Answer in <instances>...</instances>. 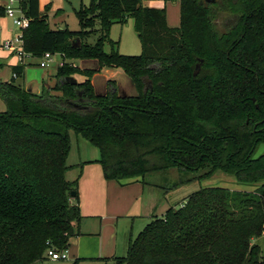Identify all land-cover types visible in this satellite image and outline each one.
Here are the masks:
<instances>
[{"label":"trees","instance_id":"obj_1","mask_svg":"<svg viewBox=\"0 0 264 264\" xmlns=\"http://www.w3.org/2000/svg\"><path fill=\"white\" fill-rule=\"evenodd\" d=\"M168 1L180 6L175 28L165 7L144 0H90L76 12L80 29L71 31L50 27L40 0H21L30 19L25 51L60 54L65 64L39 94L15 79L0 82V264L46 262L48 249L65 250L80 234L81 175L66 179L71 131L99 150L108 181L173 169L192 173L189 180L221 171L257 186L196 191L154 218L116 264H264L253 242L264 234V153L254 157L264 144V0ZM224 16L232 22L221 30ZM130 19L142 43L138 56L120 54L110 38L113 25ZM104 68L121 70L136 94L121 97L115 80L97 94L92 78ZM25 69L13 71L19 77ZM74 75L85 79L66 80Z\"/></svg>","mask_w":264,"mask_h":264},{"label":"rangeland","instance_id":"obj_2","mask_svg":"<svg viewBox=\"0 0 264 264\" xmlns=\"http://www.w3.org/2000/svg\"><path fill=\"white\" fill-rule=\"evenodd\" d=\"M0 3H2L1 0ZM89 4L90 0H40L41 12L47 17L50 27L56 28L54 21L60 13V16L65 20L62 24L63 28L71 31L80 29L76 12L82 6ZM144 4L155 8L165 7L168 26L173 28L179 26L180 6L178 3L171 1L165 3L164 0H144ZM231 22L230 17L224 16L219 19V22L217 21V24L221 29ZM0 25L3 28L2 36L6 34L9 37L20 32L15 27L13 20L6 15L0 18ZM110 38L114 42H118L117 47L120 54L127 56L142 54V43L135 31L133 20L130 19L123 25H113L110 30ZM96 40L97 36L94 35L89 39V42L95 43ZM110 50V45L106 44L105 51L110 52ZM5 55L6 53L0 47V56ZM60 59V55H57L54 58L55 63L58 64ZM11 60L15 61L14 58ZM68 63L82 68L79 60H72ZM51 70L55 71L57 67L51 68ZM46 71L40 67H29L19 83L27 89L30 87H35L34 90L40 88L41 92V81ZM113 71L115 72L113 69L104 68L96 74L92 84L97 92H102L106 79ZM116 71L123 73L121 70ZM122 75L129 81L124 73ZM73 78L79 81L85 79L81 75H74ZM29 84L30 86H28ZM118 92L121 94L120 91ZM132 93L136 94V91L134 90ZM1 105H3V101L0 99V108ZM70 136L71 149L66 161L69 167L66 179L72 182L81 175L79 179L81 214L83 216L80 224L81 234L79 235L81 243L76 244L70 239L68 244L70 259L67 261L48 260L36 264H72L77 258L82 257L85 260H81L78 264H116L114 258L127 256L130 241L135 240L154 218H162L171 207L179 208L196 191L202 188L221 187L232 191L254 192L257 188L255 185L240 184L233 176L226 175L221 171H217L208 178L189 180L193 176L192 173L172 169L148 173L144 178H139L131 187L120 189L121 195L116 193L109 195L102 186H99L96 193L92 194V183L96 174L101 175V171L103 173L102 166L98 162L100 152L82 135L71 131ZM263 153L264 144H261L254 157ZM253 242L261 247L264 255V234Z\"/></svg>","mask_w":264,"mask_h":264},{"label":"crops","instance_id":"obj_3","mask_svg":"<svg viewBox=\"0 0 264 264\" xmlns=\"http://www.w3.org/2000/svg\"><path fill=\"white\" fill-rule=\"evenodd\" d=\"M1 1H2V3H0V5H4L5 0H1ZM40 10H41V5H40ZM54 22H55L56 28H63L62 24L65 22V20H64V18H62L59 15V16L56 17ZM17 34L18 33L14 34L12 36L10 35L9 37L6 34L4 36H2L3 35V28L0 25V36H2V38H0V47L2 48V45H3L4 41L14 38ZM3 51L6 53V55L5 56H0V82H11L12 80H14V78H13V73H14L13 68L18 66L19 63H18L17 58L13 54H10L8 51H6L4 49H3ZM13 58L15 59V61L11 60ZM80 62H81V67L82 68L91 67L92 69H99V67H98V65H97V63L95 61H80ZM32 66L39 67V66L36 65L35 61H34V63H30V65L26 67L23 76H25L27 68L32 67ZM46 70L47 71H46L45 75H43L42 81H41L42 87L43 86L46 87L49 84H50V86H53L54 83H55L53 77H54V75L56 73V70L55 71L51 70V69H46ZM102 70H100V71H102ZM96 74L94 75V77L96 76ZM122 74L123 73H121L120 71H116V70H115V72L113 71L111 73V75L106 79L105 86H104V89L102 90V92H97L96 91L97 94L104 95L106 93V91H107V82L109 80H115L117 82V84H119L118 85L119 86L118 89H120L123 93H126L128 95H134L132 92L135 89L132 86V84L130 83V80L128 81V79L123 77ZM23 76H19L15 80H16V83L18 85H21L22 87L26 88L23 84L19 83V81L22 79ZM93 78H92V83H93ZM28 86H30V84ZM39 87H40V85H39ZM32 89H33V92L37 91L35 93H37V94L40 93V88L34 90L35 87H32ZM5 108H6V106L3 103V105H1L0 112L4 111ZM136 182H137V179H135V180H127V181H124V183H119V182H116V181H107V180L104 179L103 173L101 171V175L96 174V176L94 178V182L92 183V189H93L92 190V194L96 193V189L99 188V186L100 187L102 186V187H104L106 189L107 194H109V195H112V194H115V193L121 195L122 193H119L120 189L131 187ZM79 197H80V190H79ZM80 207H81V203H80ZM80 229L81 228H79V230ZM80 234H81V230H80ZM79 235H76V236H74L72 238V241H74L76 244L77 243L78 244L81 243V238H79ZM77 259H80L82 261L85 260V258H83V257L82 258H77Z\"/></svg>","mask_w":264,"mask_h":264},{"label":"built area","instance_id":"obj_4","mask_svg":"<svg viewBox=\"0 0 264 264\" xmlns=\"http://www.w3.org/2000/svg\"><path fill=\"white\" fill-rule=\"evenodd\" d=\"M3 7L6 16L13 20L15 27L18 28L20 32L14 38L4 41L2 48L10 54H13L17 58L19 65L27 67L30 63H34L35 61L36 65L40 68L51 69L62 67L65 64V61L60 54H52L48 52L42 57L37 58L27 53L24 49L23 31L29 27L30 19L23 12L21 0H5ZM57 55H60L61 57L58 64L54 61V58ZM13 78L17 79L18 74L14 72ZM47 256L51 261H67L70 259L68 248L61 251L53 248L48 249Z\"/></svg>","mask_w":264,"mask_h":264},{"label":"water","instance_id":"obj_5","mask_svg":"<svg viewBox=\"0 0 264 264\" xmlns=\"http://www.w3.org/2000/svg\"><path fill=\"white\" fill-rule=\"evenodd\" d=\"M216 1H217V0H205V2H206L207 4H212V3H215ZM60 29H62V28H60ZM76 42H77V46H79V45H80V41L77 40ZM199 71H200V64H198L197 67H196L195 75H197ZM66 80H67V81H70V82L73 83V84L77 83V80H76L75 78H73V77H68ZM145 83H146L145 91H146V92H147V91H151V90H152V82H151L150 80L146 79V80H145ZM131 84H132V82H131ZM132 86H133V84H132ZM46 87H47V88H50L51 86H50V84H49V85H47ZM133 87H134V86H133ZM134 89H135V88H134ZM27 90H28L29 92H33L32 87H30V88L27 89ZM118 91L121 92V94L119 93V95H120L121 97L132 96V95H128V94H126V93H123L120 89H118ZM34 93H35V92H34ZM74 195H75V194L72 193V196H74Z\"/></svg>","mask_w":264,"mask_h":264}]
</instances>
